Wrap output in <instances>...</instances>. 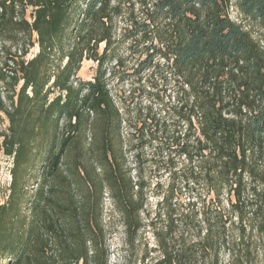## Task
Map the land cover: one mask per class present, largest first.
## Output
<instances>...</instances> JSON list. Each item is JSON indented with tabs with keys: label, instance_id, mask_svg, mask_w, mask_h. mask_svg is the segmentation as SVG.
<instances>
[{
	"label": "trees",
	"instance_id": "1",
	"mask_svg": "<svg viewBox=\"0 0 264 264\" xmlns=\"http://www.w3.org/2000/svg\"><path fill=\"white\" fill-rule=\"evenodd\" d=\"M135 77L147 102L118 101ZM3 118L0 264H108L106 196L136 234L146 165L170 177L154 264H264V0H0Z\"/></svg>",
	"mask_w": 264,
	"mask_h": 264
},
{
	"label": "rangeland",
	"instance_id": "2",
	"mask_svg": "<svg viewBox=\"0 0 264 264\" xmlns=\"http://www.w3.org/2000/svg\"><path fill=\"white\" fill-rule=\"evenodd\" d=\"M29 13V12H28ZM230 16L233 20L237 22L245 23L242 15L239 12V9L236 5H233L230 9ZM36 34L34 35V39ZM126 44L122 45L120 48V53L128 55ZM104 44L100 45V52L103 51ZM39 51V45L35 44L27 58H31ZM137 56L129 57L128 56V72H132L133 64L136 65ZM97 62L93 60H84L82 68L80 69L78 76L84 80H90L93 78L96 69ZM112 65V64H110ZM138 78H131L126 82L118 81L117 79L112 80L113 92L116 95L118 101H120L119 96H128L131 89H137L134 94V103L141 102L144 100V103L147 102L145 97L140 94V84H143L144 81L138 83ZM142 96V97H141ZM130 100V99H129ZM131 101V100H130ZM129 101V102H130ZM8 126L7 119H0V131L5 130ZM151 153V149L146 150ZM134 154V152H132ZM133 154L130 156V165L133 169V175L137 179L136 171V162ZM12 158L6 156L3 152L0 153V189L7 187L11 181L10 169L12 167ZM142 162V166H144ZM169 174H159L154 172L152 167L146 165L144 167V178L146 181L150 182L149 188L147 189V202L144 208V211L140 213V218L142 221V228L138 230L136 234L128 233L122 215L116 211L112 199L107 195L104 203V223L106 224L107 229V247L109 252V263L108 264H154L156 259L161 255L159 251V240L157 238V231L164 235L166 233L168 224V217L165 215L162 217L156 216V208L159 201H161V196L158 195L161 191L164 192L167 190L170 177ZM162 185H157V183ZM189 194L187 191L176 192V195L172 199V204L174 207L179 206L181 203L189 201ZM2 199L0 198V203ZM199 219L202 218V215L198 216ZM154 220L156 223L155 227L149 225V222ZM172 223L170 222V225ZM175 223L171 226L173 228ZM198 230H190L187 226L184 230L182 227H176V231L172 232L168 230V234L171 235L174 239L179 237L189 238L193 237L194 233H197ZM204 232V231H203ZM204 233H202L203 235ZM193 241H197V238L193 237ZM206 262L209 261V256L205 254V257H202ZM201 260V258H200ZM229 261L228 253H223L221 256V262L223 264Z\"/></svg>",
	"mask_w": 264,
	"mask_h": 264
}]
</instances>
